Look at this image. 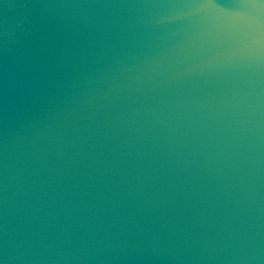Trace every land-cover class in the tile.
Returning a JSON list of instances; mask_svg holds the SVG:
<instances>
[{"label": "water", "instance_id": "95a60500", "mask_svg": "<svg viewBox=\"0 0 264 264\" xmlns=\"http://www.w3.org/2000/svg\"><path fill=\"white\" fill-rule=\"evenodd\" d=\"M0 264H264V0H0Z\"/></svg>", "mask_w": 264, "mask_h": 264}]
</instances>
